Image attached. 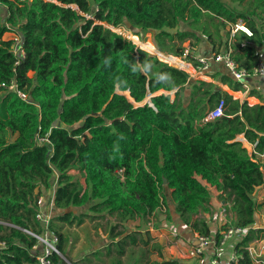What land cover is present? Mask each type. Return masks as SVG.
<instances>
[{
  "label": "trees",
  "instance_id": "obj_1",
  "mask_svg": "<svg viewBox=\"0 0 264 264\" xmlns=\"http://www.w3.org/2000/svg\"><path fill=\"white\" fill-rule=\"evenodd\" d=\"M0 7V84L14 81L28 96L0 89V264H39L31 256L43 233L37 201L50 190L55 264H202L167 257L164 243L128 222H159L154 213L163 207L167 220L212 236L206 184L246 230L233 240L242 259L232 264H254L248 248L260 238L254 226L264 206L254 196L264 185V104L191 79L180 58L189 43L184 60L198 65L204 41L202 56L230 52L240 69H254L263 58L264 0H0ZM238 21L253 34L240 32L247 41L232 36ZM7 33L22 40L19 65ZM218 66L212 78L243 91ZM261 88L247 99L264 103ZM221 100L224 116L205 121Z\"/></svg>",
  "mask_w": 264,
  "mask_h": 264
},
{
  "label": "built area",
  "instance_id": "obj_2",
  "mask_svg": "<svg viewBox=\"0 0 264 264\" xmlns=\"http://www.w3.org/2000/svg\"><path fill=\"white\" fill-rule=\"evenodd\" d=\"M244 32L247 36L251 37L253 34L252 32L242 23V21H238L231 27L232 36L237 34L238 32ZM15 37L12 38L14 44L12 46V51L14 55L17 57L16 65H19L26 57L25 50L23 48L22 40L19 35L13 34ZM191 52L190 46H187L184 54V58H180L184 62V59ZM198 65H192L195 69L196 74L199 76L201 72L210 70V68L214 64H222L229 73L234 77V79L240 83H242V87L244 93H248L251 89L250 81L257 79L264 81V57L259 61L258 65L252 69H240L237 63L232 59L230 52L225 53H213L211 52L209 55L206 56H195ZM167 63V62H166ZM188 63V62H186ZM170 65V64H169ZM179 69H181L179 67ZM182 70V69H181ZM184 71V70H183ZM186 72V71H184ZM188 73V72H186ZM190 77L194 76L188 73ZM6 89L8 91H12L17 93L18 97L23 100L27 101L28 96L23 91L18 90L17 85L14 81H11L10 84H0V89ZM237 100V99H236ZM242 103V102H241ZM244 103V102H243ZM224 108L225 102L221 100L219 104L208 113L205 121H213L224 116ZM40 142H43L47 139L38 138ZM237 140H243L242 135L237 138ZM255 145H251L250 154H253ZM264 157V156H261ZM210 189L217 190L210 185L206 184ZM51 191V190H50ZM48 195V194H46ZM52 203V207H54V197L52 196H40L37 201L38 212L36 215V219L42 227L43 233L41 236H36L38 239V243L33 246L31 250V256L34 257L39 264H55L51 260V256L56 253L60 255L57 249V242L58 238L54 233L50 230V223L53 218L51 212L47 210L48 204ZM53 211V209H52ZM165 209L159 208L154 215L158 217L161 215L159 212H164ZM163 215V214H162ZM154 217V216H153ZM152 217V218H153ZM212 224L215 227L212 236H202L200 234H194L195 242L192 244V253L193 257L196 259V262H201L202 264H232L238 263L242 256L238 254L237 250L235 249V245L233 243L234 239H238L241 237L244 232L246 231L244 228H240L233 224L231 214L227 211L226 206L224 203L219 207L218 212L213 214L212 217ZM220 234V240L216 239V234ZM173 237L175 239L171 240H178L182 239L179 237L178 232L173 233ZM173 242V241H170ZM5 246L4 242H0V253L2 248ZM232 247V252L228 258L223 256L224 248ZM249 250V248H248ZM251 253V251L249 250Z\"/></svg>",
  "mask_w": 264,
  "mask_h": 264
},
{
  "label": "crops",
  "instance_id": "obj_3",
  "mask_svg": "<svg viewBox=\"0 0 264 264\" xmlns=\"http://www.w3.org/2000/svg\"><path fill=\"white\" fill-rule=\"evenodd\" d=\"M7 35H9V34H7ZM10 36V35H9ZM7 38H10V37H7ZM195 54H197L196 56H202L201 54L202 53H200L199 51L197 52V53H195ZM210 54V52L208 53V54H206V55H209ZM205 55V56H206ZM263 57H264V51H263ZM186 63V62H185ZM187 65H190V67L192 68V72H190V71H188L187 69H184V68H182V69H184V70H186V71H188L189 73H192L191 75H194V76H192V77H190L191 79H193V80H199V79H202V80H205V81H208V82H214V83H217V84H219L221 87H222V89L224 90V91H227L230 95H232L233 97H234V99H237V100H239L240 102H248L249 104H251V105H254V104H256L258 101H260V100H258L257 102H255V100H252L251 102L247 99L248 97H252V96H249V93H250V91H251V89H253L254 87L256 88V91H261L262 90V86H264V85H261V83H263L264 84V81L263 80H257V79H254V80H251L250 81V84H251V89L248 91V93H244V90L243 91H238V92H235V91H232L228 86H225V85H223V84H221V83H219V82H217V80L215 79V78H212V75L215 73V71H216V68L217 67H219L218 65H220L221 67L223 66L222 64H214L211 68H210V70H208V71H204L203 73L201 72V74L198 76L197 74H195L196 73V71H195V69L192 67V65L190 64V63H186ZM236 93V94H235ZM241 94L240 96H237V94ZM259 93H261L262 94V92H259ZM174 97V96H173ZM256 98V97H255ZM264 104V103H263ZM242 137H243V140H239L240 142H242L243 143V146L248 150V152H249V154H250V151H251V145H250V147H248V146H246L245 145V142H244V140H246L245 139V137L242 135ZM260 158H263V157H260ZM264 168V167H263ZM207 186V185H206ZM208 187V186H207ZM209 188V187H208ZM210 189V188H209ZM211 190V192L213 193V195H216V197L219 195V194H217L216 193V191L215 190H213V189H210ZM261 191H264V185L263 186H261L260 188H258L257 189V191L255 192V194H254V196H257V194H259ZM260 195V194H259ZM258 198H261L260 196L258 197ZM218 200L220 201V202H218ZM216 202V203H215ZM215 202H211V212L207 215V218H211L212 219V216H213V214L214 213H216V212H218V210H219V207L222 205V201L218 198ZM261 203V202H260ZM217 204H218V207H217ZM260 209H261V211H260ZM264 209V206H262L261 208H259V210L257 211V220H256V224H255V226H254V228L256 229L257 227H260V228H264V225H262V226H259V221L258 220H262L263 221V223H264V211H262ZM54 210V209H53ZM262 214V215H261ZM261 218V219H260ZM135 221H137V222H141L140 220H135ZM136 222V223H137ZM160 223L161 222H163V219H161L160 218V221H159ZM168 222H170L171 223V227H169L170 228V231L167 233V236H168V234L170 233V232H178V235H179V237H181L182 239H178V240H171L170 239V237H166L167 239L164 241L165 242V244L167 245L166 246V248H165V251H166V255H167V257H171V258H177V259H181V260H183V261H189V262H194L196 259L193 257V253H192V244L195 242V238H194V234L192 233V232H190L187 228H185L182 224H181V222H180V220L177 218V219H175L174 221H169L168 220ZM138 223V224H139ZM210 223V226H211V229L213 230V232H214V229H215V227L213 226V224H212V222L210 221L209 222ZM137 224V226H140V225H138ZM144 225H146V223L143 221V226ZM163 228V227H162ZM258 229V228H257ZM262 232V231H261ZM165 236V235H164ZM160 237L161 238V240H164V238L165 237ZM167 240H168V242H167ZM170 241H173V242H170ZM263 240L260 242V240H256L253 244H252V246H254V244H259L258 246V248H256V250L258 251V252H260V247L263 245ZM231 252H232V247H228V248H224V251H223V256L225 257V258H228L229 256H230V254H231Z\"/></svg>",
  "mask_w": 264,
  "mask_h": 264
},
{
  "label": "rangeland",
  "instance_id": "obj_4",
  "mask_svg": "<svg viewBox=\"0 0 264 264\" xmlns=\"http://www.w3.org/2000/svg\"><path fill=\"white\" fill-rule=\"evenodd\" d=\"M92 3V2H91ZM236 8H240L237 4H235L234 5ZM0 9H2L1 7H0ZM90 17V16H89ZM88 17V18H89ZM98 24H99V22H97ZM103 24V23H102ZM105 26H107V27H109L110 28V26H108V25H106V24H104ZM112 29V28H111ZM115 29H118V28H115ZM115 31V30H114ZM116 32H118V33H120V34H123L124 36H126L128 39H129V34H131L132 35V33L130 32V31H128V30H126V29H124V28H122V29H118V31H116ZM241 32V31H240ZM239 32V33H240ZM238 33V34H239ZM242 33H244V32H242ZM242 33H240L239 34V37H240V39H242L243 41H247L248 40V38L244 35V34H242ZM7 34H9V35H7ZM7 34H5V36H4V38L6 39L7 37H10L11 39L13 38V37H15L14 35H13V33H7ZM202 37V36H201ZM202 39H205L204 37H202ZM145 40L146 41H151L152 42V36L150 35V34H147L146 36H145ZM142 42H145V41H142ZM153 43V42H152ZM207 44V42H201L200 44H199V46L196 48V53L199 51L200 53H204L206 50H205V45ZM137 46V45H136ZM186 46H190L189 45V43H187L186 44ZM137 48H140V46H137ZM151 51H153L152 49H151ZM197 54H195V56H196ZM202 55V54H201ZM159 57V56H158ZM160 58V57H159ZM160 60H162L161 58H160ZM163 61V60H162ZM190 74H192V73H190ZM196 74V73H195ZM203 79V78H202ZM202 79H199V80H202ZM147 102H149V100H147ZM256 104H263V102H261V101H258ZM261 161H262V164H263V167H264V157L263 158H261ZM69 174L70 175H74L75 177H77L78 179H80V181H81V183L83 184V185H85V179L80 175V173H79V171H77V169H72L71 171H69ZM52 190L51 191H47V192H44L42 195L45 197V196H52ZM46 194H48V195H46ZM260 194V195H259ZM259 194H257V196H255V198L259 201V202H262L263 200H264V191H261ZM41 195V196H42ZM261 197V198H258V197ZM219 198V196H217L216 197V195H213L212 196V200H211V202L213 201V202H215L217 199ZM218 202H220L219 200H218ZM216 203V202H215ZM52 203H50V204H48V206H47V210L49 211V212H51V214L52 215H57L58 214V211L57 210H53L52 211V209L54 208V207H52V205H51ZM173 207L174 206H172V211H173ZM217 207H218V204H217ZM260 211H261V209H260ZM262 211H264V209L262 210ZM160 214L162 213V214H164V212H159ZM158 215V217L159 218H161V219H163V222H158L157 221V218H152L151 220H150V222H148L146 225H144L143 226V221L142 220H140V219H137V220H140L141 222L139 223V222H137V221H130V222H128V225H129V227H131V228H137V224L138 225H140V229L142 230V231H146V230H149L150 232H151V235L153 236V237H155L156 239H157V241H159L161 244L162 243H164L165 244V240L167 239L166 237H170V239L172 238V239H175L174 237H173V233L174 232H170L169 234H168V236H167V233L170 231V228L169 227H171L170 225H171V223L170 222H168V220H167V218L164 216V215ZM262 215V214H261ZM261 219V218H260ZM259 221V226H262V225H264V223H263V221L262 220H258ZM137 222V223H136ZM169 226V227H168ZM163 227V228H162ZM258 228V230L260 231V238L258 239V240H260V242L263 240V245L260 247V252H258L257 250H256V248H258L259 246V244H254V246H252V244L249 246V250L251 251V255L253 256V258L255 259L254 260V264H264V228L262 229V228H260V227H257ZM256 228V229H257ZM169 230V231H168ZM262 231V232H261ZM165 235V236H164ZM80 238H79V242L77 243V245H76V249L77 248H80L81 247V243L82 242H84V234L82 233V234H80ZM165 237L164 238V240H161V238L160 237ZM167 242H168V240H167ZM169 243V242H168ZM167 244V243H166ZM165 244V246H167ZM75 249V250H76ZM68 264H71L70 262L68 263Z\"/></svg>",
  "mask_w": 264,
  "mask_h": 264
},
{
  "label": "water",
  "instance_id": "obj_5",
  "mask_svg": "<svg viewBox=\"0 0 264 264\" xmlns=\"http://www.w3.org/2000/svg\"><path fill=\"white\" fill-rule=\"evenodd\" d=\"M113 30V29H112ZM114 31V30H113ZM116 32V31H115ZM133 35V34H132ZM133 36H136V35H133ZM137 37V36H136ZM138 38V37H137ZM130 39V38H129ZM139 39V38H138ZM131 40V39H130ZM131 41H133V40H131ZM134 42V41H133ZM135 43V42H134ZM141 48V47H140ZM143 49V48H142ZM151 53V52H150ZM161 52H159L157 49H156V53H152V54H156L157 56L160 54ZM160 59V58H159ZM162 61V60H161ZM163 62H165V61H163ZM166 63V62H165ZM172 66V65H171ZM174 67H176V68H179V67H177V66H174ZM149 104L152 106V104H151V102L149 101Z\"/></svg>",
  "mask_w": 264,
  "mask_h": 264
}]
</instances>
